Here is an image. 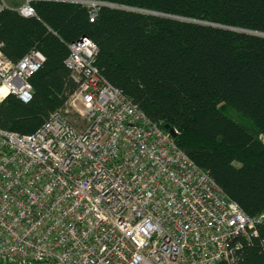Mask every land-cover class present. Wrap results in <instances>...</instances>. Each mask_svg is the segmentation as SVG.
<instances>
[{"label": "built area", "instance_id": "1", "mask_svg": "<svg viewBox=\"0 0 264 264\" xmlns=\"http://www.w3.org/2000/svg\"><path fill=\"white\" fill-rule=\"evenodd\" d=\"M35 1L0 0V13L37 17ZM81 2L93 21L100 3ZM3 47L0 105L28 103L45 55L13 61ZM69 50L66 103L33 133L0 127V264H240L264 211L249 216L110 83L91 38Z\"/></svg>", "mask_w": 264, "mask_h": 264}, {"label": "trees", "instance_id": "2", "mask_svg": "<svg viewBox=\"0 0 264 264\" xmlns=\"http://www.w3.org/2000/svg\"><path fill=\"white\" fill-rule=\"evenodd\" d=\"M81 1H94L93 7ZM107 4V5H105ZM37 17L0 13L7 58L31 48L45 55L24 103L8 96L0 127L30 134L68 100L77 84L65 63L83 36L98 46L102 74L210 173L251 217L264 211V36L143 13L264 33V0H36ZM128 8V9H127ZM229 110L239 114L234 118ZM240 264H264V225L245 242Z\"/></svg>", "mask_w": 264, "mask_h": 264}, {"label": "water", "instance_id": "3", "mask_svg": "<svg viewBox=\"0 0 264 264\" xmlns=\"http://www.w3.org/2000/svg\"><path fill=\"white\" fill-rule=\"evenodd\" d=\"M102 4V3H100ZM107 5V4H105ZM128 9V8H127ZM134 11H140L143 13H149V14H155V15H160V16H166V17H171V18H175V19H180V20H185V21H189V22H196V23H200V24H206V25H211V26H217V27H221V28H225V29H229V30H233V31H238V32H243V33H247V34H252V35H260V36H264V33H260V32H255V31H250V30H246V29H239V28H231V27H225V26H221V25H215V24H211V23H206V22H200V21H194V20H188V19H184V18H180V17H174V16H170V15H165L162 13H155V12H151V11H144V10H138V9H131ZM86 37L83 36L81 38H79L78 40H76L75 42L78 41H82V39ZM165 129H167L174 137H176L177 132L175 131L174 128L170 127L169 125L165 126Z\"/></svg>", "mask_w": 264, "mask_h": 264}, {"label": "rangeland", "instance_id": "4", "mask_svg": "<svg viewBox=\"0 0 264 264\" xmlns=\"http://www.w3.org/2000/svg\"><path fill=\"white\" fill-rule=\"evenodd\" d=\"M94 2V1H93ZM11 3V2H10ZM99 3V2H98ZM131 10V9H130ZM229 113L234 117V118H239V114L236 113L235 111L233 110H229Z\"/></svg>", "mask_w": 264, "mask_h": 264}]
</instances>
